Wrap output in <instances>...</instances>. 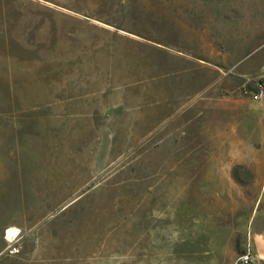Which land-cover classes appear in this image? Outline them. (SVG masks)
Masks as SVG:
<instances>
[{
	"label": "rangeland",
	"instance_id": "374dc122",
	"mask_svg": "<svg viewBox=\"0 0 264 264\" xmlns=\"http://www.w3.org/2000/svg\"><path fill=\"white\" fill-rule=\"evenodd\" d=\"M261 45L264 0H0V225L69 222L67 243L115 264H242L245 253L264 264L253 235L264 229V165H232L221 195L207 189L203 169L218 166L195 162L231 154L191 148L205 118L185 99L193 56L233 82L242 70L233 91L264 112L251 61ZM158 74L162 84H122ZM144 102L162 110L163 129L111 165L91 164L105 122L76 114ZM113 119L118 152L128 119Z\"/></svg>",
	"mask_w": 264,
	"mask_h": 264
},
{
	"label": "crops",
	"instance_id": "0c3cea01",
	"mask_svg": "<svg viewBox=\"0 0 264 264\" xmlns=\"http://www.w3.org/2000/svg\"><path fill=\"white\" fill-rule=\"evenodd\" d=\"M251 61L253 64H257L258 73L264 76V45L253 50ZM239 73H242V70H235V74H232L235 77L233 82L230 80L233 78H228V74L213 70L206 60L191 56V97L185 99L191 98V116L202 115L205 118L202 132L205 139L202 143L199 141L197 145H191V148H226L230 150L231 154L226 159L223 157L204 158L202 161L195 162L196 164L218 166L204 168V177L201 179L205 185L209 183L206 185L207 189L214 187L215 190L220 191L217 193L218 195H221V191L234 180L229 173L232 165H264V155H258L255 151L257 148L264 150V112H254L244 108L247 103L251 104V101L241 93L235 92L240 87L237 80ZM161 79L162 74L137 76L122 82V84L127 86L158 85L163 83ZM216 88L228 90L230 93L221 97L212 95V90ZM106 92L109 91L103 89L92 95L98 97ZM88 97L85 96L84 100H87ZM200 106L207 108V111L199 112ZM147 107L146 102L143 105L137 104L135 107L106 103L98 107L94 105L91 109L76 114L105 122L104 127L97 130V132L103 133V136L99 138L103 143L97 152L93 153L94 159L91 160V164L111 165L121 157L122 153L132 148L136 141L147 142L149 138L157 135L163 129L165 117L162 110L158 112L156 109L155 112L148 113ZM116 116H124L128 119V127L123 129V132L127 134L124 137L127 144L120 146L118 152L113 145V142L117 140L114 135L116 130L112 127L115 122L113 118ZM249 117H253L254 120L248 122ZM92 132H96V130H92ZM156 148L158 147L156 146ZM155 163L158 164L159 161L156 160ZM69 225V222L59 220H43L38 223L33 220L26 224L18 220L0 225V239L3 242L0 247V264H108L109 261L112 262L111 264H115V256L110 258L107 255L94 253L85 255L84 245H80L78 248L76 244L67 243L71 235L65 229L73 228ZM8 229H15L14 232L19 233L16 239L11 242L8 241L6 235ZM253 235L255 241L257 238H260L261 242L264 241L263 228H257ZM11 247H14L12 251L9 249Z\"/></svg>",
	"mask_w": 264,
	"mask_h": 264
},
{
	"label": "built area",
	"instance_id": "2783aa9c",
	"mask_svg": "<svg viewBox=\"0 0 264 264\" xmlns=\"http://www.w3.org/2000/svg\"><path fill=\"white\" fill-rule=\"evenodd\" d=\"M253 96L258 101H264V83H262L261 81L257 83L256 90ZM6 235H7V230H6ZM238 260L242 264H250L252 261V258L249 253H245L241 255Z\"/></svg>",
	"mask_w": 264,
	"mask_h": 264
},
{
	"label": "bare ground",
	"instance_id": "6f19581e",
	"mask_svg": "<svg viewBox=\"0 0 264 264\" xmlns=\"http://www.w3.org/2000/svg\"><path fill=\"white\" fill-rule=\"evenodd\" d=\"M15 231V229H13V230H9L8 232H7V236H8V238H9V241L11 242L13 239L15 240L16 239V237H17V235L19 234L18 232H14ZM12 232H14V234H12Z\"/></svg>",
	"mask_w": 264,
	"mask_h": 264
}]
</instances>
